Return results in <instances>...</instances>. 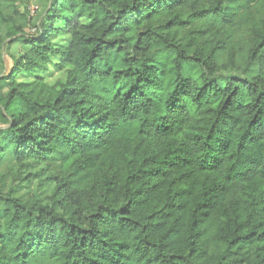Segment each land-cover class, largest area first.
Returning a JSON list of instances; mask_svg holds the SVG:
<instances>
[{"label": "trees", "instance_id": "obj_1", "mask_svg": "<svg viewBox=\"0 0 264 264\" xmlns=\"http://www.w3.org/2000/svg\"><path fill=\"white\" fill-rule=\"evenodd\" d=\"M20 44L0 160L53 189L0 192V264H264V0H52Z\"/></svg>", "mask_w": 264, "mask_h": 264}, {"label": "rangeland", "instance_id": "obj_2", "mask_svg": "<svg viewBox=\"0 0 264 264\" xmlns=\"http://www.w3.org/2000/svg\"><path fill=\"white\" fill-rule=\"evenodd\" d=\"M52 0H17L15 6L0 1V77L9 73L14 59L21 51L22 45L20 40L23 37L35 36L38 27L44 21L45 12L47 11ZM17 9V13L13 12ZM67 36L59 35L55 39L57 47H63L67 44ZM15 40L16 45L10 43ZM59 60L57 54L52 55V61L55 63ZM50 64L48 72L44 73L43 79L48 83H54L62 77L60 71L56 69L55 64ZM32 75H19L18 81H31ZM1 126V124H0ZM41 165L27 161L24 164L17 163L11 156L8 149L0 160V192H12L14 196L24 197L30 194H36L41 199L45 194L52 191V187L45 188L39 185L40 178H27L38 172Z\"/></svg>", "mask_w": 264, "mask_h": 264}]
</instances>
